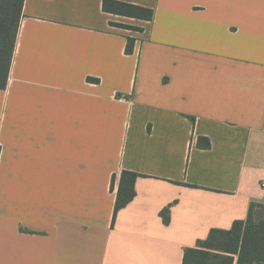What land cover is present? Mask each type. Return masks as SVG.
Masks as SVG:
<instances>
[{
	"label": "crops",
	"instance_id": "crops-1",
	"mask_svg": "<svg viewBox=\"0 0 264 264\" xmlns=\"http://www.w3.org/2000/svg\"><path fill=\"white\" fill-rule=\"evenodd\" d=\"M115 1L153 20L23 1L0 90V264H182L264 204V0ZM123 171L135 196L114 217Z\"/></svg>",
	"mask_w": 264,
	"mask_h": 264
},
{
	"label": "trees",
	"instance_id": "trees-1",
	"mask_svg": "<svg viewBox=\"0 0 264 264\" xmlns=\"http://www.w3.org/2000/svg\"><path fill=\"white\" fill-rule=\"evenodd\" d=\"M23 1L0 0V90L7 85ZM102 10L142 21H152L154 17L152 9L115 0H103ZM119 27L139 31L130 26ZM132 49L133 39H128L126 54ZM197 145L204 149L210 147L209 140L203 137L198 138ZM136 178V173H121L114 217L134 198ZM162 219L168 224V210L162 212ZM182 264H264V204L252 202L246 220L234 222L229 230H211L205 240L199 241L194 248L185 249Z\"/></svg>",
	"mask_w": 264,
	"mask_h": 264
},
{
	"label": "built area",
	"instance_id": "built-area-1",
	"mask_svg": "<svg viewBox=\"0 0 264 264\" xmlns=\"http://www.w3.org/2000/svg\"><path fill=\"white\" fill-rule=\"evenodd\" d=\"M262 188H264V182L261 184Z\"/></svg>",
	"mask_w": 264,
	"mask_h": 264
}]
</instances>
